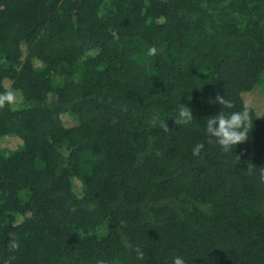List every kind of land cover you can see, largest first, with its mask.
Here are the masks:
<instances>
[{
    "label": "trees",
    "instance_id": "16d2710c",
    "mask_svg": "<svg viewBox=\"0 0 264 264\" xmlns=\"http://www.w3.org/2000/svg\"><path fill=\"white\" fill-rule=\"evenodd\" d=\"M263 80L264 0H0V264H264Z\"/></svg>",
    "mask_w": 264,
    "mask_h": 264
},
{
    "label": "clouds",
    "instance_id": "9594fccd",
    "mask_svg": "<svg viewBox=\"0 0 264 264\" xmlns=\"http://www.w3.org/2000/svg\"><path fill=\"white\" fill-rule=\"evenodd\" d=\"M147 54L149 56H156L158 50L153 46L148 49ZM215 102L226 109H233L235 107L234 102L227 100L219 94H217ZM6 106L13 112L18 111L20 107L18 93L11 87L4 92H0V110L4 109ZM159 120V116L156 115L152 118L150 123L152 126H155ZM193 120L192 110L181 105L178 110V115L175 117V124H190ZM160 125L165 131L168 130L166 122L160 121ZM252 127L253 120L251 111L247 108L241 111H233L228 115L220 112L219 115L209 117L206 121V133L209 136L208 143L218 144L224 152L232 151L237 145L249 139ZM204 147L205 145L203 143H197L192 150L193 156L199 157ZM261 181L264 182V172L261 173ZM172 264H185V261L182 257L176 256L173 258Z\"/></svg>",
    "mask_w": 264,
    "mask_h": 264
},
{
    "label": "rangeland",
    "instance_id": "374dc122",
    "mask_svg": "<svg viewBox=\"0 0 264 264\" xmlns=\"http://www.w3.org/2000/svg\"><path fill=\"white\" fill-rule=\"evenodd\" d=\"M262 89H264V80L261 83ZM262 90L260 87L256 88L254 91L243 94V100L246 106L259 107L262 99ZM20 141L16 138H4L0 141V149L3 151L11 152L15 150L19 145Z\"/></svg>",
    "mask_w": 264,
    "mask_h": 264
}]
</instances>
